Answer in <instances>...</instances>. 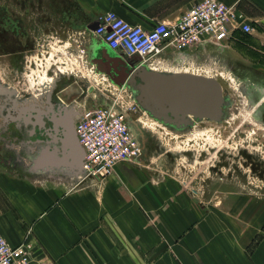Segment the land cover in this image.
<instances>
[{
	"label": "crops",
	"instance_id": "0c3cea01",
	"mask_svg": "<svg viewBox=\"0 0 264 264\" xmlns=\"http://www.w3.org/2000/svg\"><path fill=\"white\" fill-rule=\"evenodd\" d=\"M196 1L0 0V22L9 28L0 43L33 44L50 33L58 52L69 44L103 75L118 54L92 33L101 13L112 11L147 29L174 20ZM218 1L235 5L254 27L234 34L244 40V58L263 57L264 0ZM203 45L163 54L162 66L173 68L163 71H188L181 67ZM80 87L76 79L66 81L54 95L65 105H103L90 84V94L79 101ZM68 88L66 98L59 95ZM41 103L43 109L47 104ZM21 140L7 148L0 135V235L10 245L29 241L30 264H264L262 199L259 207L253 198L244 199L242 208L235 202L226 209L205 205L172 172L150 162L144 147L138 161H120L97 179L84 177L70 158L60 162L59 142L44 131Z\"/></svg>",
	"mask_w": 264,
	"mask_h": 264
},
{
	"label": "rangeland",
	"instance_id": "374dc122",
	"mask_svg": "<svg viewBox=\"0 0 264 264\" xmlns=\"http://www.w3.org/2000/svg\"><path fill=\"white\" fill-rule=\"evenodd\" d=\"M4 26L5 22L1 21V35L9 30ZM47 35L39 36L33 44L0 43L3 108H7L5 102L9 97L15 102L27 99L40 107L52 81L49 71L54 69L60 76L58 88L76 79L80 88L90 84L95 95L103 97L105 102L115 101L123 107L127 111L126 124L140 149L144 147L151 154L150 162L172 172L205 205L226 209L235 202L237 208H242L241 203L249 198L257 199V207L261 199L264 203V55L253 61L245 59L240 34L220 43L201 44V50L189 64L181 67L219 82L226 102L219 119L193 118L178 125L153 118L133 102L129 87L117 86L104 70L103 75L95 73L69 44L63 52H58L55 39L50 33ZM9 50L15 51L9 53ZM119 57L137 63L124 55ZM158 69L163 71L171 66ZM90 90H83L85 93L76 95L77 99L85 100ZM17 92L18 97L7 95ZM50 96L54 102L60 101L54 94ZM70 105L76 106L73 103L66 106ZM16 137L22 141L25 136ZM0 147H3L1 143ZM241 211L237 209V214Z\"/></svg>",
	"mask_w": 264,
	"mask_h": 264
},
{
	"label": "built area",
	"instance_id": "2783aa9c",
	"mask_svg": "<svg viewBox=\"0 0 264 264\" xmlns=\"http://www.w3.org/2000/svg\"><path fill=\"white\" fill-rule=\"evenodd\" d=\"M251 31L249 19L235 5L197 0L174 20L156 21L147 29L105 11L97 17L92 33L114 53L137 60L136 65L160 71L165 53H178L206 42L220 43L233 39L235 33ZM114 102L72 105L78 111L73 131L82 150L84 177L102 179L116 163L138 161L141 155L140 146L126 124L127 111ZM30 253L29 241L10 245L0 235V264H30Z\"/></svg>",
	"mask_w": 264,
	"mask_h": 264
},
{
	"label": "water",
	"instance_id": "95a60500",
	"mask_svg": "<svg viewBox=\"0 0 264 264\" xmlns=\"http://www.w3.org/2000/svg\"><path fill=\"white\" fill-rule=\"evenodd\" d=\"M96 26V23L94 27ZM104 69L112 81L118 86L130 88V97L142 110L153 118L167 124L178 125L194 119L217 120L221 116V108L225 105L219 82L213 77L183 71H153L144 65H136L134 61L122 60L115 55ZM72 89L60 90L59 95L67 97ZM50 91L44 97L47 105L37 110L39 116L48 120L59 142L60 162L70 158L75 169L81 165L82 150L77 144L73 131V121L78 114L71 105L61 101L49 104ZM37 107L28 104V109Z\"/></svg>",
	"mask_w": 264,
	"mask_h": 264
},
{
	"label": "flooded vegetation",
	"instance_id": "af4514ba",
	"mask_svg": "<svg viewBox=\"0 0 264 264\" xmlns=\"http://www.w3.org/2000/svg\"><path fill=\"white\" fill-rule=\"evenodd\" d=\"M13 73H17L16 70H14ZM51 75V85L49 87L50 95L54 94L56 91H58V84L60 82V76L59 72H55L54 69H51L49 71ZM84 91H89L88 86H85L84 89L80 88V93H85ZM9 92V91H7ZM2 91H0V95H2ZM9 96H15L18 97L20 93L18 92L15 93H7ZM7 96V97H9ZM25 98V97H24ZM51 98V96H50ZM48 100L49 104L53 105L55 102L53 99ZM15 100L13 101L10 97L9 99L5 102L8 106L7 108H3L4 106L0 105V117L2 115V119L4 120V125L1 127L0 126V135H5L6 140L8 141L6 146L9 148V146L17 145L20 146L21 144L18 143L19 139H13L17 138L16 135L21 136V135H38L39 133H42L43 131L45 134H50L51 137H55L56 132L50 125L49 127H46V119L43 116H39L37 113V110H41L39 107H33L32 109H28V102L29 100L25 99H19L15 104H13ZM39 108V109H38ZM133 131V130H132ZM135 132V131H134ZM12 138V139H11ZM2 146L4 147V142L1 143Z\"/></svg>",
	"mask_w": 264,
	"mask_h": 264
},
{
	"label": "bare ground",
	"instance_id": "6f19581e",
	"mask_svg": "<svg viewBox=\"0 0 264 264\" xmlns=\"http://www.w3.org/2000/svg\"><path fill=\"white\" fill-rule=\"evenodd\" d=\"M0 89H4V88L0 87ZM2 92H3V91H2ZM188 117L191 118V119H193L191 115H188Z\"/></svg>",
	"mask_w": 264,
	"mask_h": 264
}]
</instances>
